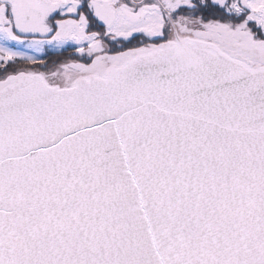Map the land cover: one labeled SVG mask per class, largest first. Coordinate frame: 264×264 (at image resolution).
Wrapping results in <instances>:
<instances>
[{
  "label": "snow or ice",
  "instance_id": "obj_1",
  "mask_svg": "<svg viewBox=\"0 0 264 264\" xmlns=\"http://www.w3.org/2000/svg\"><path fill=\"white\" fill-rule=\"evenodd\" d=\"M0 264H264V0H0Z\"/></svg>",
  "mask_w": 264,
  "mask_h": 264
}]
</instances>
